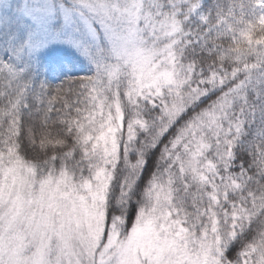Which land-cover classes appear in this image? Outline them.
<instances>
[{
  "label": "snow or ice",
  "instance_id": "1",
  "mask_svg": "<svg viewBox=\"0 0 264 264\" xmlns=\"http://www.w3.org/2000/svg\"><path fill=\"white\" fill-rule=\"evenodd\" d=\"M0 264H264V0H0Z\"/></svg>",
  "mask_w": 264,
  "mask_h": 264
}]
</instances>
